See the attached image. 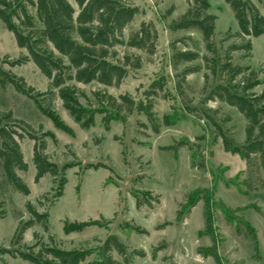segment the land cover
I'll list each match as a JSON object with an SVG mask.
<instances>
[{"label":"rangeland","instance_id":"374dc122","mask_svg":"<svg viewBox=\"0 0 264 264\" xmlns=\"http://www.w3.org/2000/svg\"><path fill=\"white\" fill-rule=\"evenodd\" d=\"M122 1L143 12L127 28L125 36L139 30L143 22H153L158 32L157 52L148 56L136 49L118 48L122 56L126 52L142 55L144 65L139 70L130 69L120 87L106 90L115 97L129 94L139 103L145 101L144 92L152 82L165 77L168 99H156L154 111L160 120L165 115L179 120L156 135L147 117L135 111L126 122H113L108 129L98 115L95 126L84 129L56 99L54 107L60 120L57 126L33 100L12 86L4 89L0 85V111H12L15 118L32 125L39 136L50 132L46 152L59 169L57 178L47 175L36 183L35 143L24 140L21 146L29 170L20 176L31 191L26 197L11 190L0 161V211L4 213L0 217V250L12 249L11 241L20 222L28 220L26 202L38 205L41 200L45 206L39 212L48 214L49 231L40 226L28 230L26 246L34 245L38 234L42 242L64 250H93L95 253L87 262L106 261L104 245L114 236L127 248V263L113 253L114 260L121 264H264V192H246L242 185L247 178L246 162L239 155L227 153L222 138L224 135L243 145L246 120L234 108L207 102L211 89L222 83L211 78L205 91V71L187 76L183 90L188 105L176 92L183 70L201 66L202 61L176 67L173 45L207 54L200 33L172 30L174 22L188 8L185 0ZM70 2L75 5L74 0ZM209 2L210 12L218 17L217 47L226 52L229 46L244 45L235 37L239 26L231 8L224 0ZM172 7L175 9L170 15ZM25 54L14 34L0 21V58L17 59ZM233 62L264 70V35L253 39V57L237 53ZM13 72L37 91L46 92L50 87L49 80L32 62L14 68ZM260 79L264 80V76ZM79 87L89 95L105 90L98 84ZM261 90L262 87L257 92ZM187 106L198 108L201 117L187 115ZM181 143L184 145L178 152L164 150ZM65 167L67 184L63 196L56 199ZM137 191L150 192L159 197V203L154 201L153 209L138 208ZM191 196L199 197L200 202L179 221L177 215L186 211L183 206ZM91 221H100L102 226L65 234V226L74 228ZM134 227L149 234L138 233ZM140 251L145 257L138 255ZM0 264L30 263L0 255Z\"/></svg>","mask_w":264,"mask_h":264},{"label":"trees","instance_id":"16d2710c","mask_svg":"<svg viewBox=\"0 0 264 264\" xmlns=\"http://www.w3.org/2000/svg\"><path fill=\"white\" fill-rule=\"evenodd\" d=\"M231 8L238 23L239 31L235 37L244 43L242 46H229L222 52L215 43V30L218 17L210 12L209 0H185L188 8L174 22L173 31H196L202 36L207 54L192 50L178 49L173 45V63L176 67L202 61L201 66L186 67L181 75V83L176 92L185 98L183 84L187 76L204 72L205 91L211 81L219 80L207 96V102H219L237 110L246 120L245 141L237 145L222 135L224 149L227 153L239 155L246 162L247 178L242 185L247 193L264 192V76L262 68L252 65L234 64L233 57L237 53H245L253 57V39L264 35V0H224ZM0 0V21L14 34L18 47L26 51L17 59L9 56L0 58V85L5 89L12 86L18 93L33 100L40 112L48 116L57 126L59 117L54 101L60 99L63 108L80 123L82 128L91 129L95 126L96 117L102 116V124L107 129L113 122H126L135 111L147 117L154 134L159 135L162 128L175 125L179 118L165 115L158 119L154 108L156 99H168L167 81L161 77L152 82L144 92L145 101L137 103L129 94L115 97L107 92V88L120 87L128 77L129 70H139L144 65L142 55L128 52L123 56L118 48L136 49L148 56L157 52L158 32L153 22H143L137 31L125 36L127 28L135 18L143 12L137 6L128 5L122 0ZM260 5V7L258 6ZM172 7L168 13L174 12ZM32 62L49 80L50 87L46 92L37 91L28 85L23 77L16 75L13 69ZM211 81V82H212ZM98 84L105 90L87 94L79 86ZM262 87L260 92L257 89ZM187 115L200 118L198 108L187 106ZM217 113L216 110H212ZM209 119H211L209 117ZM214 123V122H213ZM216 127L221 128L215 124ZM146 127V126H145ZM42 129V126H40ZM52 134L38 131L24 120L15 118L12 111H0V161L11 190L23 196L31 191L20 173H27L22 151V142L33 141V163L37 173L35 182L39 183L50 175L57 178L59 169L47 154V138ZM183 143L164 148L178 152ZM63 169V179L59 192L55 196H63L67 179ZM137 207L154 208L153 202L159 203V197L150 192H136ZM200 202L199 197L188 200L179 212L177 219L184 220L192 209ZM0 204V208H1ZM45 204L39 200L38 205L26 202L28 220L21 221L12 238V249L0 250V255H9L13 259H22L30 264H84L95 253L93 250H64L53 244L42 242L35 234L37 242L26 246L25 234L35 226L42 227L46 232L48 214L39 212ZM4 213L0 211V217ZM102 226L100 221H91L74 228L65 226L66 235L78 233L85 228ZM164 227V226H161ZM162 229V228H159ZM138 233L148 235L149 232L134 227ZM117 253L127 263V248L114 236H110L104 245L103 259L92 260L86 264H121L114 260ZM145 257L143 251L137 252Z\"/></svg>","mask_w":264,"mask_h":264}]
</instances>
